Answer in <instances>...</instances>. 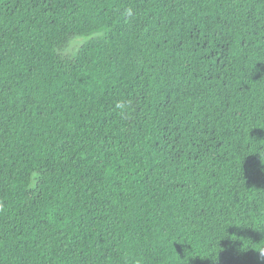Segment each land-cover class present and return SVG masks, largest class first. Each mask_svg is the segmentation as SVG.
I'll list each match as a JSON object with an SVG mask.
<instances>
[{
    "label": "trees",
    "instance_id": "16d2710c",
    "mask_svg": "<svg viewBox=\"0 0 264 264\" xmlns=\"http://www.w3.org/2000/svg\"><path fill=\"white\" fill-rule=\"evenodd\" d=\"M0 264H264V0H0Z\"/></svg>",
    "mask_w": 264,
    "mask_h": 264
},
{
    "label": "rangeland",
    "instance_id": "374dc122",
    "mask_svg": "<svg viewBox=\"0 0 264 264\" xmlns=\"http://www.w3.org/2000/svg\"><path fill=\"white\" fill-rule=\"evenodd\" d=\"M81 40H84V39H81Z\"/></svg>",
    "mask_w": 264,
    "mask_h": 264
}]
</instances>
